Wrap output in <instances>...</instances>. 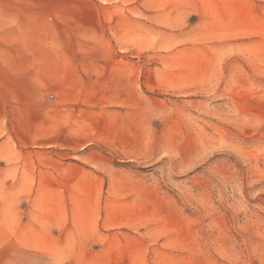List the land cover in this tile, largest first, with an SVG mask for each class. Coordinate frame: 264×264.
<instances>
[{
  "label": "rangeland",
  "instance_id": "obj_1",
  "mask_svg": "<svg viewBox=\"0 0 264 264\" xmlns=\"http://www.w3.org/2000/svg\"><path fill=\"white\" fill-rule=\"evenodd\" d=\"M72 10L86 51L128 54L129 103L65 109L96 137L92 188L49 186L87 162L29 142L0 86V264H264V0H0V47Z\"/></svg>",
  "mask_w": 264,
  "mask_h": 264
},
{
  "label": "crops",
  "instance_id": "obj_2",
  "mask_svg": "<svg viewBox=\"0 0 264 264\" xmlns=\"http://www.w3.org/2000/svg\"><path fill=\"white\" fill-rule=\"evenodd\" d=\"M72 11L76 13L46 16V22L42 20L46 23L40 31L42 35H33L26 46L17 43L9 46L11 50L1 45L0 86L8 82L10 91L18 94L9 95L7 99L19 101L23 108L34 114L32 122L41 131L39 137H27L29 142L37 138L43 148L47 146L43 152L49 155L76 154L78 160L87 162L57 164L55 171L68 174L66 177L63 174L65 178L61 177L57 185H48L63 183L64 187L92 188V151L97 146L92 140L96 137L92 132L62 127L61 119L65 109H74V119L80 118L83 109L84 116L89 115L88 119L92 120V103L96 101L92 91L108 90L110 107H119V102L127 107L130 89L128 54L86 51L87 45L92 43V27L84 25L85 16L78 10ZM124 140L126 138H120V145L126 144ZM77 175H80L79 180L72 183L74 178L70 177ZM81 197L85 198L81 201L92 203V192ZM65 202L77 200L69 197Z\"/></svg>",
  "mask_w": 264,
  "mask_h": 264
}]
</instances>
